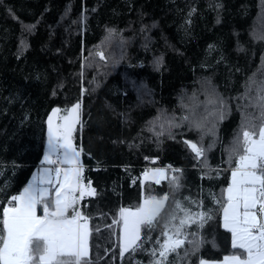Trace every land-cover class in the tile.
Segmentation results:
<instances>
[{"label": "trees", "instance_id": "16d2710c", "mask_svg": "<svg viewBox=\"0 0 264 264\" xmlns=\"http://www.w3.org/2000/svg\"><path fill=\"white\" fill-rule=\"evenodd\" d=\"M252 80L264 81V0H0V217L40 165L51 109L79 103L74 143L96 189L80 207L100 229L90 238L93 264H150L163 225L171 230L170 217L179 224L184 216L177 201L212 218L186 228L189 240L203 241L199 250L186 243L169 261L223 259L231 234L213 197L235 166L227 161L242 113L259 115L241 98ZM256 95L253 86L248 96ZM218 97L227 102L222 119L210 103ZM185 141L204 155L196 158ZM149 168L168 178L142 186ZM165 193L156 228L143 230L151 236L144 250L121 259L119 228L105 226L121 207Z\"/></svg>", "mask_w": 264, "mask_h": 264}, {"label": "snow or ice", "instance_id": "6c2138e0", "mask_svg": "<svg viewBox=\"0 0 264 264\" xmlns=\"http://www.w3.org/2000/svg\"><path fill=\"white\" fill-rule=\"evenodd\" d=\"M96 55L101 60L105 59L102 51ZM253 86L257 95L249 97L248 92ZM241 98L249 100L246 108H258L259 115L242 113L241 131L227 161L231 164L235 158V166L229 169L230 183L220 199L213 197L222 212V226L231 234L232 253L212 264H264V81L252 80ZM210 103L220 106L219 116L222 119L227 102L218 97ZM80 108L77 103L66 109L64 116L59 115L60 109H54L48 117L47 150L42 164L49 167L40 168L22 192L11 196L8 205L3 207L0 217V264H93L90 238L94 230L99 232L100 229L90 227L91 217L80 207L86 197L96 195L91 182H85L82 149L74 143V132L80 124ZM193 126L202 127L198 121H193ZM185 143L196 158L204 155L205 149L197 143ZM143 176L142 186H145V181L159 185L168 178L163 168L150 172L146 170ZM170 183L178 188L179 178L173 176ZM146 186L151 187L150 184ZM168 199L167 193L159 198L145 195L135 208L121 207L118 219L105 226L108 229H113V226L119 228L121 259L126 253L135 254L144 250V242L151 236H145L143 230L147 229L150 233L156 228ZM38 209L42 210V214H38ZM176 209L184 216L179 219V224L175 223V214L170 217L171 230L169 223L163 225L161 236L164 240L157 239L159 247L151 250L153 259L150 264H172L169 255L176 253L178 256V250L186 243L193 246V251H198L203 243L202 240H189L186 228L192 224L202 228L212 218L211 210L192 213L179 201L176 202ZM199 264L209 262L200 259Z\"/></svg>", "mask_w": 264, "mask_h": 264}, {"label": "rangeland", "instance_id": "374dc122", "mask_svg": "<svg viewBox=\"0 0 264 264\" xmlns=\"http://www.w3.org/2000/svg\"><path fill=\"white\" fill-rule=\"evenodd\" d=\"M75 104H73L72 106H74ZM72 106H70L68 109H70ZM54 109H60L59 107H54L53 109H51V111L49 112V114L47 115V118H46V132H45V146H44V150H43V154H42V157H41V160H40V165H38V166H36V167H34L33 168V170H32V172L30 173V175H29V177H28V179H27V181H26V183L23 185V187L18 191V193L16 194V195H18L20 192H22V190L24 189V187H26L27 186V184L31 181V178H32V176L35 174V173H37V171L40 169V168H42V167H49V165H45V164H42V161H43V157H44V153H45V151L47 150V138H48V136H47V120H48V117L52 114V111L54 110ZM67 113H66V111H64V112H62V111H60V113H59V115L60 116H64V115H66ZM65 167H67L66 165H65ZM152 169H155V168H149L147 171H151ZM146 171V170H145ZM144 171V172H145ZM144 174V173H143ZM230 177H231V173H230V176H229V183H230ZM143 178H144V176H143ZM228 183V184H229ZM228 186V185H227ZM227 186L226 187H222L221 189H219L218 190V194H217V197L220 199L221 197H222V193H223V191H224V189H226L227 188ZM159 198V197H158ZM142 202V201H141ZM8 205V204H7ZM7 205H5V206H7ZM4 206V207H5ZM126 208H130V207H126ZM38 214H42V210H40V209H38ZM206 261H208L209 262V264H212V262H218V261H222V259L221 260H206Z\"/></svg>", "mask_w": 264, "mask_h": 264}, {"label": "built area", "instance_id": "2783aa9c", "mask_svg": "<svg viewBox=\"0 0 264 264\" xmlns=\"http://www.w3.org/2000/svg\"><path fill=\"white\" fill-rule=\"evenodd\" d=\"M83 165V164H82ZM52 167H55V166H52ZM83 168H84V165H83ZM88 182V181H87Z\"/></svg>", "mask_w": 264, "mask_h": 264}, {"label": "crops", "instance_id": "0c3cea01", "mask_svg": "<svg viewBox=\"0 0 264 264\" xmlns=\"http://www.w3.org/2000/svg\"><path fill=\"white\" fill-rule=\"evenodd\" d=\"M87 183V181H85Z\"/></svg>", "mask_w": 264, "mask_h": 264}]
</instances>
